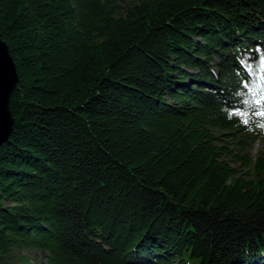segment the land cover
<instances>
[{"label": "trees", "instance_id": "trees-1", "mask_svg": "<svg viewBox=\"0 0 264 264\" xmlns=\"http://www.w3.org/2000/svg\"><path fill=\"white\" fill-rule=\"evenodd\" d=\"M0 37V264H264V0H0Z\"/></svg>", "mask_w": 264, "mask_h": 264}, {"label": "water", "instance_id": "water-1", "mask_svg": "<svg viewBox=\"0 0 264 264\" xmlns=\"http://www.w3.org/2000/svg\"><path fill=\"white\" fill-rule=\"evenodd\" d=\"M19 77L7 44L0 37V146L10 137L14 119L10 99L18 87Z\"/></svg>", "mask_w": 264, "mask_h": 264}, {"label": "rangeland", "instance_id": "rangeland-1", "mask_svg": "<svg viewBox=\"0 0 264 264\" xmlns=\"http://www.w3.org/2000/svg\"><path fill=\"white\" fill-rule=\"evenodd\" d=\"M122 5L127 3H137L138 0H121ZM264 150V142L259 141L255 144L252 150V155L256 158L259 156L260 152ZM27 261L28 264H47L45 256L37 251H24L17 250L12 251L8 258L3 259V262H8L12 264H21L23 261Z\"/></svg>", "mask_w": 264, "mask_h": 264}]
</instances>
